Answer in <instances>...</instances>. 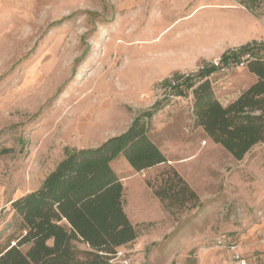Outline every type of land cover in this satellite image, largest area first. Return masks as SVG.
Returning <instances> with one entry per match:
<instances>
[{
    "label": "rangeland",
    "instance_id": "rangeland-1",
    "mask_svg": "<svg viewBox=\"0 0 264 264\" xmlns=\"http://www.w3.org/2000/svg\"><path fill=\"white\" fill-rule=\"evenodd\" d=\"M254 41L264 0H0V251L23 234L11 203L67 148L96 147L158 107L149 131L168 163H112L138 238L111 264H228L230 245L264 264V144L236 160L196 126L192 94L167 99L164 86ZM255 79L246 67L211 77L223 105ZM169 167L196 203L155 196Z\"/></svg>",
    "mask_w": 264,
    "mask_h": 264
},
{
    "label": "trees",
    "instance_id": "trees-1",
    "mask_svg": "<svg viewBox=\"0 0 264 264\" xmlns=\"http://www.w3.org/2000/svg\"><path fill=\"white\" fill-rule=\"evenodd\" d=\"M219 59L218 64L202 65L197 73L173 76L164 86L167 99L192 94L196 126L240 161L264 144V43L227 50ZM240 67L256 79L223 105L211 77ZM158 111L156 107L140 113L123 133L96 147L67 148L38 190L11 203L23 234L0 251V264H111L120 248L134 243L138 231L125 212L124 185L112 163L123 157L136 172L168 163L149 131ZM161 178L154 194L167 208L198 201L174 168ZM80 244L88 249H80Z\"/></svg>",
    "mask_w": 264,
    "mask_h": 264
},
{
    "label": "built area",
    "instance_id": "built-area-1",
    "mask_svg": "<svg viewBox=\"0 0 264 264\" xmlns=\"http://www.w3.org/2000/svg\"><path fill=\"white\" fill-rule=\"evenodd\" d=\"M264 43V41H262ZM220 60V59H219ZM219 61H214L213 63L218 64ZM230 252L229 262L228 264H247L246 260L243 259L237 251V247L235 245L224 246Z\"/></svg>",
    "mask_w": 264,
    "mask_h": 264
}]
</instances>
